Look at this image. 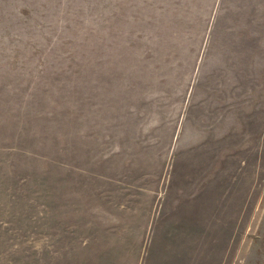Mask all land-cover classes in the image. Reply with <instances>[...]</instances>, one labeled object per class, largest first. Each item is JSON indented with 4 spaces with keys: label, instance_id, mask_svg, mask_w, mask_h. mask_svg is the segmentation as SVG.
<instances>
[{
    "label": "rangeland",
    "instance_id": "374dc122",
    "mask_svg": "<svg viewBox=\"0 0 264 264\" xmlns=\"http://www.w3.org/2000/svg\"><path fill=\"white\" fill-rule=\"evenodd\" d=\"M0 264H264V0H0Z\"/></svg>",
    "mask_w": 264,
    "mask_h": 264
}]
</instances>
